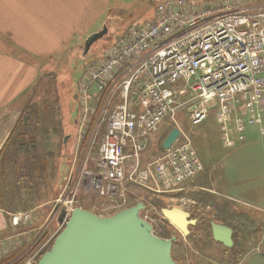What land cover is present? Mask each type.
<instances>
[{"label":"built area","instance_id":"built-area-1","mask_svg":"<svg viewBox=\"0 0 264 264\" xmlns=\"http://www.w3.org/2000/svg\"><path fill=\"white\" fill-rule=\"evenodd\" d=\"M154 19L118 34L78 83L81 132L93 115L98 129L105 127L97 150L99 167L85 171L86 176L90 189L110 200H122L123 194L118 195L126 184L155 195L172 194L203 173L190 137L178 126L177 142L158 159L143 163L151 137L166 121L178 125L182 110L198 126L218 104L230 146L232 123L241 142L247 127H259L264 137V6L161 0ZM77 191L72 186L56 203L61 227L75 209ZM31 216L15 213L11 223L26 225Z\"/></svg>","mask_w":264,"mask_h":264},{"label":"rangeland","instance_id":"rangeland-1","mask_svg":"<svg viewBox=\"0 0 264 264\" xmlns=\"http://www.w3.org/2000/svg\"><path fill=\"white\" fill-rule=\"evenodd\" d=\"M160 1L116 0L114 10L106 15L102 27L85 36L79 45L71 46L63 57L43 63L45 78L41 77L35 89L31 90L30 105L24 107L9 146L0 157V206L9 213V226L0 232V264H37L52 248L64 229L60 226L61 210L56 203L72 186L78 190L75 209L82 208L101 217L113 216L143 203L146 209L141 217L150 222L153 208L166 209L168 205H174L166 196L160 197L131 184L121 188L118 196L121 198L122 193V200L103 198L91 190L85 171L96 172L99 167L97 150L105 127L98 129L94 115L87 122L85 131L81 132L80 127L82 110L78 83L84 71L114 43L118 34L130 26H144L155 20L156 6ZM232 1L241 5L264 6V0ZM106 27L109 34L95 42L85 56L90 36L103 32ZM214 103L210 106L213 107ZM187 113V109L178 112V125L166 121L151 137L143 163L152 162L164 153L163 142L172 128L178 126L190 137L204 165V172L192 183L193 187L207 186V189L228 195L229 178L238 168L233 156L239 154L244 145L226 147L224 129L218 120V104L208 119L198 126L190 123V114ZM228 129L233 130V126ZM251 131L254 135L249 138H261L255 128L249 127L246 133ZM251 148L254 155L256 146ZM223 172L228 176L223 177ZM18 212L31 213V221L26 225L12 226L11 215Z\"/></svg>","mask_w":264,"mask_h":264},{"label":"crops","instance_id":"crops-1","mask_svg":"<svg viewBox=\"0 0 264 264\" xmlns=\"http://www.w3.org/2000/svg\"><path fill=\"white\" fill-rule=\"evenodd\" d=\"M115 3L116 0H0V157L9 146L24 107L30 105L31 90L41 77L45 78L43 63L63 57L71 46L79 45L85 36L102 27ZM230 126L231 146L224 134L226 147L244 146L233 156L238 168L233 177H228V195L249 199L264 211V137L259 127H252L261 138H249L254 133H246L247 127L241 142L233 123ZM252 146H256L255 156L251 154ZM1 200L0 193V205ZM3 209L0 206V232L9 226V213Z\"/></svg>","mask_w":264,"mask_h":264},{"label":"flooded vegetation","instance_id":"flooded-vegetation-1","mask_svg":"<svg viewBox=\"0 0 264 264\" xmlns=\"http://www.w3.org/2000/svg\"><path fill=\"white\" fill-rule=\"evenodd\" d=\"M159 196L174 205L153 208L149 223L157 237L172 242L175 264H264V211L249 199L188 184Z\"/></svg>","mask_w":264,"mask_h":264},{"label":"water","instance_id":"water-1","mask_svg":"<svg viewBox=\"0 0 264 264\" xmlns=\"http://www.w3.org/2000/svg\"><path fill=\"white\" fill-rule=\"evenodd\" d=\"M108 34L106 27L90 36L85 56L95 42ZM179 136L180 130L175 128L163 142L164 150H169ZM145 209L143 203H138L109 217L74 209L52 248L37 264H175L170 253L172 242L154 234L153 226L141 217ZM171 213L163 211L165 218L170 219ZM215 236L220 240L217 229Z\"/></svg>","mask_w":264,"mask_h":264}]
</instances>
